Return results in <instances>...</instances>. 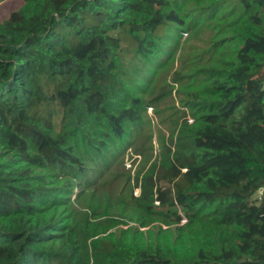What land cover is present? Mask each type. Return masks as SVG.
<instances>
[{"label": "trees", "instance_id": "trees-1", "mask_svg": "<svg viewBox=\"0 0 264 264\" xmlns=\"http://www.w3.org/2000/svg\"><path fill=\"white\" fill-rule=\"evenodd\" d=\"M18 1L0 19V264H264V0L215 7L239 12L231 26L240 46L212 70L203 99L187 103L194 119L171 130L162 157L129 192L120 164L112 168L119 158L100 165L76 201L38 169L60 168L74 184L105 139L132 129L130 145L144 142L134 137L147 105L131 97V76L160 56L186 13L179 0ZM113 210L141 227L159 215L185 217L182 231L203 220L197 236L220 243H140L135 225L102 237L93 225Z\"/></svg>", "mask_w": 264, "mask_h": 264}, {"label": "rangeland", "instance_id": "rangeland-1", "mask_svg": "<svg viewBox=\"0 0 264 264\" xmlns=\"http://www.w3.org/2000/svg\"><path fill=\"white\" fill-rule=\"evenodd\" d=\"M186 13L187 23L184 27H170L162 40V53L154 60L148 61L143 73L132 74L131 97L138 96L146 100V110L143 111L144 119L137 125L141 133H137L134 139H143L135 145H130L131 130H128L122 138H107L106 146L99 154L90 153L86 158L87 171L74 184L63 174L60 168L38 169L43 173H50L52 181L63 190L73 193L72 199L76 201L82 196L85 187L97 181L94 172L98 171L100 165L111 163L115 158L123 159L119 163L115 161L112 168L116 165L120 170L121 182L126 192H129L132 185L136 183L138 173L143 175L154 161L162 157L165 145L169 142L171 130H179L181 122L191 116L187 103L200 96L203 89L209 86V77L212 70L224 69L227 61L235 58V53L240 46L236 37V31L231 26L232 22L238 17L239 12L229 14L231 3H223L217 10L215 7L220 5L221 0H179ZM18 0H0V19H5L12 10L20 7ZM237 19V18H236ZM171 87H174L172 94H166L162 99L151 100L161 95ZM152 105V106H151ZM187 107V108H186ZM186 116H183V112ZM188 114V115H187ZM136 147L139 151H136ZM144 153V155H142ZM157 183V182H155ZM166 189L171 185L165 180L158 182ZM135 193L138 195L140 187H135ZM84 203L88 198L83 199ZM63 210V206L61 207ZM83 212H90L83 208ZM114 214L103 216L100 219H106L102 224H97L101 229L100 236L107 237L116 235L123 229L131 225L139 228L140 233L135 238L140 243H149L156 245L168 243V246L181 245L183 248L197 249L204 241L215 245L220 242L218 237L213 239H203L197 236L198 231L203 229L204 221L194 225V230H180L185 222H175L162 216L148 226L141 227L140 222L133 217L135 214L129 212L119 215V210H113ZM119 217V218H118ZM164 218V221H163ZM112 219H119L121 222L129 221L128 224L121 223L112 225ZM169 221V223L165 222ZM195 235V236H194ZM180 237L184 238L182 242ZM63 242L55 243L56 249L62 246Z\"/></svg>", "mask_w": 264, "mask_h": 264}, {"label": "built area", "instance_id": "built-area-1", "mask_svg": "<svg viewBox=\"0 0 264 264\" xmlns=\"http://www.w3.org/2000/svg\"><path fill=\"white\" fill-rule=\"evenodd\" d=\"M190 121L192 122V119H190ZM261 191H262V190H261ZM183 221H186V218H185V217L183 218Z\"/></svg>", "mask_w": 264, "mask_h": 264}]
</instances>
